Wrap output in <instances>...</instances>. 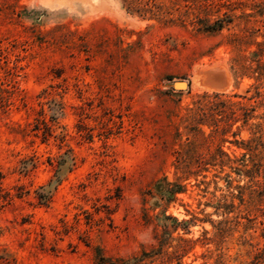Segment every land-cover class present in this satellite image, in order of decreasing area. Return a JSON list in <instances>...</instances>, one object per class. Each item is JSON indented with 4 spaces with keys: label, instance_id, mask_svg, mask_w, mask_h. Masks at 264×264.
Listing matches in <instances>:
<instances>
[{
    "label": "rangeland",
    "instance_id": "rangeland-1",
    "mask_svg": "<svg viewBox=\"0 0 264 264\" xmlns=\"http://www.w3.org/2000/svg\"><path fill=\"white\" fill-rule=\"evenodd\" d=\"M208 1L225 23L214 33L184 1H149L182 21L164 23L120 0H0V252L14 264H252L264 252L251 130L238 120L204 139L180 121L203 92L244 96L230 99L263 120V87L247 100L255 80L230 67L237 55L255 66L264 0ZM218 147L214 165L186 164Z\"/></svg>",
    "mask_w": 264,
    "mask_h": 264
},
{
    "label": "trees",
    "instance_id": "trees-1",
    "mask_svg": "<svg viewBox=\"0 0 264 264\" xmlns=\"http://www.w3.org/2000/svg\"><path fill=\"white\" fill-rule=\"evenodd\" d=\"M125 10L131 14H136L139 17L145 18H153L157 19L159 21H162L164 23H174V22H182L180 18H177L172 15L171 12L168 10H163L161 7L154 6L151 7L148 5L149 1L153 0H120ZM171 4H179L180 1L189 2L191 5H193L192 8L195 7L197 9L198 14L202 13L204 16L201 18H198L197 24L199 25V30H202L204 32L208 33H214L219 30H221L224 26V19L223 18H217L215 20L210 19V11H211V4L208 0H169ZM188 8H191V6L187 5ZM214 12H217L214 11ZM225 17H227V14H224ZM241 15L248 16L245 13H241ZM185 16V13H180L179 17ZM228 23H230V20H227ZM258 50L255 51V54L258 55V58L255 61V66H251L247 63H245V57L237 55L236 57H233L231 59V70L233 72V75L236 77L238 75L247 74L248 76L252 77L255 80V84L253 86L254 88V94L251 95L247 100L259 97L261 96L260 93V87H263L264 90V61L260 59V56L264 55V49L261 48V46L264 45L263 43H256ZM165 93H169V91H166ZM231 97H241L242 99L245 98L244 96H240L237 94L233 95H226L224 93H218V92H203L202 94L197 96V99L193 102L195 107L187 108L188 114L183 115L180 117V121L184 124V129L187 135L191 136H202V138L207 139L210 137H213L214 135H225L231 125L241 120L242 124L244 126H247L249 130H251V137L245 141L246 143H243V148L246 150V154H249L250 161L253 164L252 166L255 168V170L249 169L248 163L243 161L241 163V168H238V171L245 174L249 177H254V174H258L260 169L263 168V164L261 163V156L262 152H264V118L261 122L252 123L251 120L256 118L255 113V106L244 103L242 104L239 101H231ZM209 100H214L218 106H220V109L217 110V105ZM203 101H206V103H211L210 106L208 104H202ZM264 103V102H263ZM216 111L219 112L216 113ZM237 111H239L241 114H238ZM192 112L191 114H189ZM215 115H220V120L225 119L224 122H226V126L223 128L214 126H208L211 127L209 133H205L200 126L202 125H208L206 124L207 119L211 116L213 117ZM264 117V116H262ZM223 118V119H222ZM219 120V121H220ZM44 135H50L51 130L50 127L44 123ZM234 134V133H233ZM46 138L44 137V140ZM180 154L177 156V163L181 165L184 160H180L179 157ZM182 155V154H181ZM226 156L222 149L218 147L215 152L211 153L208 158H204L201 153L198 154L197 159L191 160L189 165H192L193 168H200L204 169L206 164H212L214 165V162H216V156ZM245 156V153L243 154ZM258 156L257 160H254V158ZM220 163H222V160H219ZM185 167L187 165H184ZM252 167V168H253ZM252 170L253 173L250 171ZM59 171L56 169V172ZM37 200L40 204H47L50 195L46 192H44L43 188H40V190L37 191ZM145 257V254H142ZM264 259V252L260 253L255 257V261L252 264H260L262 263ZM143 260V258L141 259ZM0 264H14L13 258L6 252H0ZM96 264H131L128 260H110L108 258H105L103 256L98 255L96 258ZM134 264H136L134 262Z\"/></svg>",
    "mask_w": 264,
    "mask_h": 264
},
{
    "label": "water",
    "instance_id": "water-1",
    "mask_svg": "<svg viewBox=\"0 0 264 264\" xmlns=\"http://www.w3.org/2000/svg\"><path fill=\"white\" fill-rule=\"evenodd\" d=\"M218 79H219L218 77H215V79H214V80L218 81ZM179 84H182V83L180 82ZM178 87H179V86H178Z\"/></svg>",
    "mask_w": 264,
    "mask_h": 264
}]
</instances>
